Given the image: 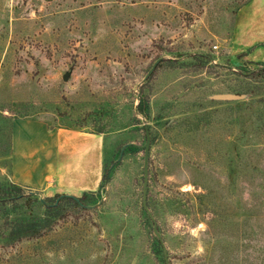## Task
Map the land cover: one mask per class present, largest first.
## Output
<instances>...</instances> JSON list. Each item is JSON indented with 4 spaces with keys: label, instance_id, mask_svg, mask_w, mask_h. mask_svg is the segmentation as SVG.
I'll return each mask as SVG.
<instances>
[{
    "label": "rangeland",
    "instance_id": "obj_1",
    "mask_svg": "<svg viewBox=\"0 0 264 264\" xmlns=\"http://www.w3.org/2000/svg\"><path fill=\"white\" fill-rule=\"evenodd\" d=\"M246 1L0 0V264H264V65L220 51ZM15 119L101 134L98 191L13 184Z\"/></svg>",
    "mask_w": 264,
    "mask_h": 264
},
{
    "label": "crops",
    "instance_id": "obj_2",
    "mask_svg": "<svg viewBox=\"0 0 264 264\" xmlns=\"http://www.w3.org/2000/svg\"><path fill=\"white\" fill-rule=\"evenodd\" d=\"M220 46L233 67L264 65V0H247L234 13ZM105 164L101 134L15 119L9 138L11 182L59 196L98 191Z\"/></svg>",
    "mask_w": 264,
    "mask_h": 264
},
{
    "label": "water",
    "instance_id": "obj_3",
    "mask_svg": "<svg viewBox=\"0 0 264 264\" xmlns=\"http://www.w3.org/2000/svg\"><path fill=\"white\" fill-rule=\"evenodd\" d=\"M158 63H159V60L156 61L153 64V66L151 67V69L147 72L146 76L144 77V81L147 80L149 78V76L153 73V71L155 70V68H156V66H157ZM220 98L227 99V98H231V97L230 96H221ZM144 129H145V142H144V145L141 147L142 150H143L142 206H143L144 211L148 215V217L153 222V219L151 217V214L149 213V211L147 209V206H146V188H147V182H148V156H149L150 138H149L148 128H147L146 125H145ZM123 151H124V148H122L121 151H120L119 159L121 158ZM62 197H68V198H70L71 196H67L66 195V196H62ZM75 200L78 202L77 199H75ZM153 234L156 236L158 242L161 243V238H160L159 234L157 233L156 225H155L154 222H153ZM163 250H164V256H165V259H166V251H165V249H163Z\"/></svg>",
    "mask_w": 264,
    "mask_h": 264
},
{
    "label": "trees",
    "instance_id": "obj_4",
    "mask_svg": "<svg viewBox=\"0 0 264 264\" xmlns=\"http://www.w3.org/2000/svg\"><path fill=\"white\" fill-rule=\"evenodd\" d=\"M262 73H264V68H263V69H260L258 74H262ZM258 74H257V75H258ZM104 177H105V175H104ZM103 179H105V178H103ZM57 197H59V196H57ZM68 199L74 201V202H75L77 205H79V206H80V205H83V200H84L83 197L80 198L78 202H77L74 198H72V197H71V198H68ZM81 207H82V206H81ZM83 208H85V207L83 206Z\"/></svg>",
    "mask_w": 264,
    "mask_h": 264
},
{
    "label": "built area",
    "instance_id": "obj_5",
    "mask_svg": "<svg viewBox=\"0 0 264 264\" xmlns=\"http://www.w3.org/2000/svg\"><path fill=\"white\" fill-rule=\"evenodd\" d=\"M214 49H216V47H214Z\"/></svg>",
    "mask_w": 264,
    "mask_h": 264
}]
</instances>
